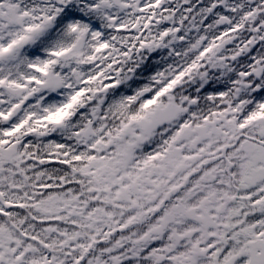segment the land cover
<instances>
[{
  "label": "snow or ice",
  "instance_id": "1",
  "mask_svg": "<svg viewBox=\"0 0 264 264\" xmlns=\"http://www.w3.org/2000/svg\"><path fill=\"white\" fill-rule=\"evenodd\" d=\"M0 264H264V0H0Z\"/></svg>",
  "mask_w": 264,
  "mask_h": 264
}]
</instances>
